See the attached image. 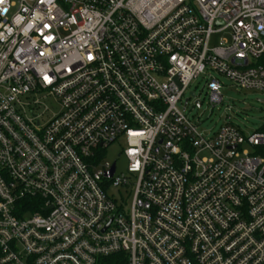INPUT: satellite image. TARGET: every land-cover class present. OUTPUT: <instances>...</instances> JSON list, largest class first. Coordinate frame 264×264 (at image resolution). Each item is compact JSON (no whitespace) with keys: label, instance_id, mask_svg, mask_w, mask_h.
<instances>
[{"label":"built area","instance_id":"obj_1","mask_svg":"<svg viewBox=\"0 0 264 264\" xmlns=\"http://www.w3.org/2000/svg\"><path fill=\"white\" fill-rule=\"evenodd\" d=\"M207 70L264 95V0H0V264H264V129L206 137Z\"/></svg>","mask_w":264,"mask_h":264},{"label":"rangeland","instance_id":"obj_2","mask_svg":"<svg viewBox=\"0 0 264 264\" xmlns=\"http://www.w3.org/2000/svg\"><path fill=\"white\" fill-rule=\"evenodd\" d=\"M223 36L227 37L228 35ZM220 37H213L211 49L217 46ZM211 79L218 80L222 85L223 102L221 104L214 103L211 100V93L208 90V83ZM191 93L195 94V98L190 97ZM188 99L190 101L185 114L199 126V129L205 133L207 138H212L225 126L235 127L246 135L264 129V95L242 90L226 77L211 70H207L205 74L192 82L180 106L182 110ZM197 101H200L201 107L196 105ZM45 104L51 110L49 116L60 111V107L54 98H49ZM125 149V139L121 138L104 151L103 161L110 164L116 163L118 175L127 173L128 162L123 156ZM245 149L250 148L246 147ZM250 152H253V150L250 149ZM119 155H121L120 158ZM120 192L122 193V190L113 188L109 190V194L116 198L119 197ZM122 195L126 198L125 194L122 193Z\"/></svg>","mask_w":264,"mask_h":264},{"label":"trees","instance_id":"obj_3","mask_svg":"<svg viewBox=\"0 0 264 264\" xmlns=\"http://www.w3.org/2000/svg\"><path fill=\"white\" fill-rule=\"evenodd\" d=\"M34 205H36V204H34ZM34 212H36V211H34ZM100 264H121V262H120L119 257H111V258H107V259L102 260L100 262Z\"/></svg>","mask_w":264,"mask_h":264},{"label":"water","instance_id":"obj_4","mask_svg":"<svg viewBox=\"0 0 264 264\" xmlns=\"http://www.w3.org/2000/svg\"><path fill=\"white\" fill-rule=\"evenodd\" d=\"M190 97L195 98V94H194V93H191V94H190ZM196 105H197L198 107H201V103H200L199 101L196 102ZM114 172H115V166L113 167L112 171H111L107 176H108L109 178H112L113 175H114Z\"/></svg>","mask_w":264,"mask_h":264}]
</instances>
